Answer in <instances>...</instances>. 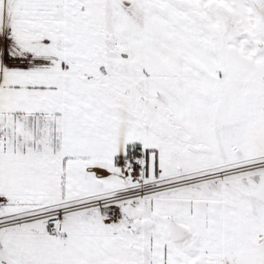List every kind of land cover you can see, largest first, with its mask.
Instances as JSON below:
<instances>
[{"label": "snow or ice", "instance_id": "1", "mask_svg": "<svg viewBox=\"0 0 264 264\" xmlns=\"http://www.w3.org/2000/svg\"><path fill=\"white\" fill-rule=\"evenodd\" d=\"M0 264H264V0H0Z\"/></svg>", "mask_w": 264, "mask_h": 264}]
</instances>
